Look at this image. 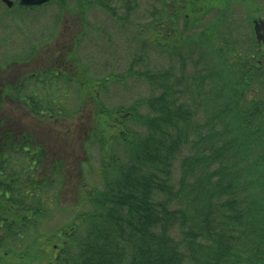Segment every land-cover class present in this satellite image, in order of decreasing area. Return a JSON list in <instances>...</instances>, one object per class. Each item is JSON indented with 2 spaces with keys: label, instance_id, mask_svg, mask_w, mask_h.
<instances>
[{
  "label": "trees",
  "instance_id": "1",
  "mask_svg": "<svg viewBox=\"0 0 264 264\" xmlns=\"http://www.w3.org/2000/svg\"><path fill=\"white\" fill-rule=\"evenodd\" d=\"M230 2L159 0L160 45L180 63L145 71L158 92L132 104L144 106L134 111L139 125L119 133L121 151L108 159L97 119L90 135L102 185L84 187L85 208L43 244L36 235L23 250L28 230L47 218L40 194L53 188L61 160L47 162L51 175L41 177L36 145L29 166L0 175L14 185L0 189V247L13 252V264H264V47L251 32L245 52L237 49L220 12ZM213 8L217 25L202 24ZM16 145L22 153L26 143Z\"/></svg>",
  "mask_w": 264,
  "mask_h": 264
},
{
  "label": "rangeland",
  "instance_id": "2",
  "mask_svg": "<svg viewBox=\"0 0 264 264\" xmlns=\"http://www.w3.org/2000/svg\"><path fill=\"white\" fill-rule=\"evenodd\" d=\"M94 1L95 9L89 15L62 16L64 32L65 28H70L71 31L78 28L88 34L87 40L83 38L80 42L84 45L83 48L80 45L77 49L79 61L73 63V66L79 70L78 86L67 83L68 80L65 78L58 79L61 82H55L52 78L40 88L38 85L28 87L30 94L34 95L37 102L44 105L46 100V102L54 101L50 106L62 107L61 113L57 114L60 109L58 111L53 109L52 118L47 115H36L23 103V93L17 95L20 99L15 97L14 101H10L6 96L0 99V114L3 111L5 115L12 116L14 125L11 128L17 132L22 131L21 136L27 132L34 141L42 142L47 147L46 166L42 168L41 177L47 175L48 178L51 175V167L47 169V162L51 163L59 160V157L62 158V168L58 170L59 175L54 177L53 188L46 195L40 194L42 196L40 204L44 203L48 206L47 218L43 216L42 223L28 230L27 235L31 237H24L27 243L23 250H28L30 246L26 245L29 244L28 238H35L38 235L43 244L45 234L52 233L61 226V223L73 217L78 212H76L77 209L85 208L84 187L89 190L90 186L102 185L99 172L100 147L90 135L91 127L94 128L98 120H101L97 131L103 133L106 138V153H104L106 159L110 158L114 151L120 152L121 148L116 143L119 140L117 136L127 128H137L139 124L133 120L136 119L134 111L140 114L144 110L143 105L133 107L132 104L140 98L158 92L156 85L146 79L145 71H149L151 75L159 71L176 69L180 63L178 58L175 61L176 59L169 54L170 51L160 45L163 36L158 37V29L155 25L156 10L160 7L159 0ZM203 1L200 0V3ZM220 12L226 13V17L231 20V33L235 34L240 41L236 47L244 53L248 45L245 38L251 36L253 20L264 19V0H232L226 9ZM218 14V8L209 10L203 15L201 23L211 20L208 23L216 26L217 20L213 19H216ZM124 16L126 17L123 18ZM40 23L47 28V34L50 35L54 27V15H45V19L43 18ZM138 26L141 28L138 29ZM22 45L23 43L17 39L10 49L14 47L16 52V47H22ZM34 55L29 59V64L25 65V73L29 74L45 66H55V63L45 62L39 50ZM186 69L187 74L193 70L189 61ZM31 84L34 83L31 82ZM101 108L108 111L107 115L98 113L97 116V110ZM126 112L131 119L125 118ZM76 115L79 117V125L74 134L73 120ZM110 123H113L111 126L114 128L110 126ZM54 132L57 133L56 142L52 143ZM111 138L113 139L110 141ZM55 155L59 157L52 161L51 158ZM27 162V155L13 154L8 166L17 168L19 171L26 167ZM52 164L48 163V167L53 166ZM23 176L20 175L18 180ZM79 198L82 202L78 201ZM52 246L54 244H50L48 249L50 250ZM13 262L18 260L14 257ZM30 264L51 263L40 259Z\"/></svg>",
  "mask_w": 264,
  "mask_h": 264
},
{
  "label": "flooded vegetation",
  "instance_id": "3",
  "mask_svg": "<svg viewBox=\"0 0 264 264\" xmlns=\"http://www.w3.org/2000/svg\"><path fill=\"white\" fill-rule=\"evenodd\" d=\"M94 9V0H0V99H2V96H6L10 101H14L17 95L23 93V103L29 107V111L31 109L36 115H47L52 118L53 109L57 111L60 109L57 112V114H60L62 107L57 105L53 108L50 105L54 101L51 100L50 102H46V100L44 105L37 102L34 95L30 94L28 87L38 85L40 88L52 78L55 82L60 81L58 79L65 78L68 80L67 83L78 86L79 70L73 66V63L79 61L76 54L77 49L82 45L80 42L83 41V38L87 40L88 34L78 28L72 31L70 28H65L64 32L62 16L89 15ZM47 14L54 15V27L50 31V35L47 34V28L40 23ZM258 19L256 20L258 21ZM17 39L23 45L22 47L17 46L15 52L14 47L11 50L10 46H13ZM257 43L261 44L260 42ZM37 50L42 52L45 62L55 63V66H45L27 74L25 73V65L29 64V59L35 56L34 53ZM31 82L34 84H31ZM28 93L29 95H25ZM17 98L20 99V96ZM64 115L69 116L68 114ZM12 121V116L10 114L5 115L2 111L0 114V175L14 172L15 168L8 166L13 154L27 155L28 162L26 166H29V153L36 145L38 146L37 151L42 152V168H45L47 147L42 142L34 141L27 132L21 136L22 131H14L11 128L14 125ZM78 121L79 117L76 115L73 120L74 134L78 129H76L79 125ZM56 135L57 133L54 132V138L51 139L52 143H54ZM21 141H24L26 146L22 153H18L15 151L17 149L15 146ZM53 157L51 158L52 161L59 156L55 155ZM59 159L62 160L61 157ZM61 164L62 161L60 168H62ZM13 186L12 181L10 183L0 182L1 190L12 189ZM2 203L4 201L0 199V204ZM1 218L3 219V217ZM1 218L0 220H2ZM13 258V252L0 247V264H13Z\"/></svg>",
  "mask_w": 264,
  "mask_h": 264
},
{
  "label": "water",
  "instance_id": "4",
  "mask_svg": "<svg viewBox=\"0 0 264 264\" xmlns=\"http://www.w3.org/2000/svg\"><path fill=\"white\" fill-rule=\"evenodd\" d=\"M253 28L256 39L264 44V20H254Z\"/></svg>",
  "mask_w": 264,
  "mask_h": 264
}]
</instances>
